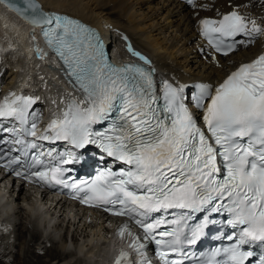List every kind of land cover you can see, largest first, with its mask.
<instances>
[{"label":"snow or ice","instance_id":"1","mask_svg":"<svg viewBox=\"0 0 264 264\" xmlns=\"http://www.w3.org/2000/svg\"><path fill=\"white\" fill-rule=\"evenodd\" d=\"M0 2L43 29L49 45L68 65L84 93V99L71 100L63 119H53L38 139L66 140L77 149L97 145L119 167L118 171L105 168L91 180L72 183L65 179L71 169L59 165H45L43 171L32 175L45 184L73 189V198L82 203L104 206L117 216L127 215L143 228L145 239L150 237L173 252L182 253L180 233L176 229L157 232L162 225L207 213L192 228L188 243H194L207 225L217 223L208 216L227 212L231 217L227 224L239 229V235L236 243L225 249V264H251L249 258L257 254L244 246L259 243L264 247V55L241 64L215 88L197 84L198 91L190 99L186 85L165 81L161 107L153 72L137 65L114 67L106 60L103 43L94 30L67 16L44 12L35 0ZM188 2L194 4L195 0ZM201 24L209 44L224 55L233 51L236 43H243H225V38L264 34L255 20L246 21L236 11L219 21L203 19ZM133 54L151 63L139 53ZM11 96L0 103V118L14 117L26 123L36 100L15 93ZM189 104L202 110L203 126ZM106 122L109 126L104 131L94 130V125ZM36 129L33 123L29 134L35 137ZM57 159L60 164H72L80 157L67 152L58 154ZM32 160L44 165L38 157ZM18 162L16 157L9 164ZM169 215L178 219L167 220ZM160 257L164 264H183L182 260H170L165 250ZM258 264H264V253Z\"/></svg>","mask_w":264,"mask_h":264},{"label":"bare ground","instance_id":"2","mask_svg":"<svg viewBox=\"0 0 264 264\" xmlns=\"http://www.w3.org/2000/svg\"><path fill=\"white\" fill-rule=\"evenodd\" d=\"M38 1L47 13H64L99 29L110 42L122 47L120 53H125L122 60H137L139 56L134 52L147 57L158 81H171L186 87L189 82L204 81L215 88L241 64L264 55V34H242L243 43L237 51L217 62L204 61L197 55L203 19H222L236 11L246 21L255 20L264 28V0H198L191 8L176 0H155V8L152 7L155 10L144 9L147 14L140 2L133 0ZM251 27L249 23V29ZM40 29L30 26L0 3V57L7 52L3 56L9 54L10 64L2 77V93L17 89L15 94L38 96L41 101L33 109V117L37 120L41 105L47 114L49 107L56 109L61 96L66 94L58 83L57 72L49 66L53 57L41 44ZM30 73L38 75L33 83L28 76ZM36 85L48 92L39 89L44 99L36 91ZM57 113V110L49 112L46 127L40 123V130L45 131L53 119H59ZM6 178L0 179V264H51L46 257L58 260L53 264L106 262L110 239L104 220L100 221L91 210L81 211L76 217L68 214L70 206L55 199L48 188L39 196V191L30 190L24 182L12 184ZM8 230H14L16 241L21 243L19 248L14 246L16 253L11 250L13 240H9L10 236L1 235ZM63 230L67 234H62ZM40 231L48 237H43ZM27 234H30L29 240ZM42 244L45 246L41 249L38 246ZM12 254L14 258L7 259L13 257Z\"/></svg>","mask_w":264,"mask_h":264},{"label":"rangeland","instance_id":"3","mask_svg":"<svg viewBox=\"0 0 264 264\" xmlns=\"http://www.w3.org/2000/svg\"><path fill=\"white\" fill-rule=\"evenodd\" d=\"M133 1H139L140 2V5H141V7H142V9H143V11H145L146 9H149V10H155V9H152V7L153 8H155V0H133ZM145 9V10H144ZM147 12L148 11H145L144 13H146L147 14ZM159 17V16H158ZM157 17V18H158ZM145 23H146V21H145ZM115 40V39H114ZM113 40V41H114ZM115 45V46H114ZM117 46V47H116ZM119 46V47H118ZM122 49V47L119 45V44H113V46H112V50H113V52H115V54L118 56V57H122L123 58V54H124V56H125V53L123 52V54L122 53H120V50ZM124 49V48H123ZM119 52V53H118ZM7 53V52H6ZM6 53H2L1 54V57H0V90H2V88L4 87V80H3V76H4V72H8V69L10 68V64L8 63V55L9 54H7V56L5 55V56H3L4 54H6ZM2 69H3V72H2ZM25 72H26V70H25ZM22 74H23V71H22ZM22 74H20V76H22ZM28 76H29V78H30V80H31V82L33 81V80H37L38 79V75L37 74H32V73H30V74H28ZM8 77V76H7ZM36 78V79H35ZM19 80H20V83H22L23 81H21L22 79H21V77H19ZM19 82V81H18ZM33 83V82H32ZM37 87H35L36 88V91H38L40 94H41V98L42 99H44V94H43V91H46V90H43L42 89V87H41V85L40 86H38V85H36ZM39 89H42L41 91L39 90ZM46 93H48L47 91H46ZM37 98H39L38 96H37ZM40 98V99H41ZM41 101V100H40ZM42 106V105H41ZM39 109L41 110V107H39ZM46 112H44V114H45ZM22 217V216H21ZM11 220H13V218H11ZM29 223V222H28ZM42 228H44V224L42 225ZM51 227L47 230V233H49L50 231H51ZM11 230H8L6 233H2L1 235L2 236H5V237H7V236H10L9 237V240L11 241V240H13V241H11V250L14 252V253H16V248H14V246L15 247H17L18 246V248L20 247V241H16V232L14 231V230H12L11 232H10ZM40 234L42 235V233H41V231H40ZM62 234H67L66 233V231L65 230H63L62 231ZM30 234H27V236L28 237H26V239L27 240H29L30 239V236H29ZM43 236V235H42ZM43 237H45V238H47L48 236L45 234ZM15 238V239H14ZM15 240V241H14ZM39 243V242H38ZM37 243V244H38ZM14 244V245H13ZM35 244V243H34ZM34 246H38V245H34ZM45 246V244H42V245H40V246H38V247H41V249H42V247H44ZM72 247V246H71ZM13 255V257L12 256H9V257H7V259H10V260H12L13 258H14V254H12ZM12 258V259H11ZM45 260H47V262L49 261V263H51V264H53V263H55V262H57L58 260H52V258H49V257H46L45 258ZM52 260V261H51ZM87 264H89V262H87Z\"/></svg>","mask_w":264,"mask_h":264},{"label":"water","instance_id":"4","mask_svg":"<svg viewBox=\"0 0 264 264\" xmlns=\"http://www.w3.org/2000/svg\"><path fill=\"white\" fill-rule=\"evenodd\" d=\"M22 2V0H21ZM36 3H38L42 9H43V6L42 4L38 1V0H35ZM1 4H3L7 9H9L12 13H14L17 17H19L20 19H22L23 21H25L26 23H28L30 26L32 27H39V26H35L33 25L32 23H30L28 20H26L23 16H21L20 14H18L17 12H15L14 10H12L10 7H8L7 3H3V2H0ZM44 12H46L44 9H43ZM47 13V12H46ZM50 14V13H49Z\"/></svg>","mask_w":264,"mask_h":264}]
</instances>
